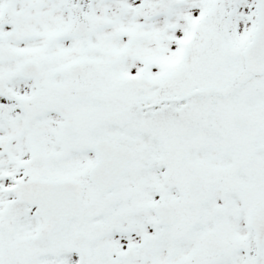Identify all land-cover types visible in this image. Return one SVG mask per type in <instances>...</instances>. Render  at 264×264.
Instances as JSON below:
<instances>
[{"label": "snow or ice", "instance_id": "1", "mask_svg": "<svg viewBox=\"0 0 264 264\" xmlns=\"http://www.w3.org/2000/svg\"><path fill=\"white\" fill-rule=\"evenodd\" d=\"M0 264H264V0H0Z\"/></svg>", "mask_w": 264, "mask_h": 264}]
</instances>
